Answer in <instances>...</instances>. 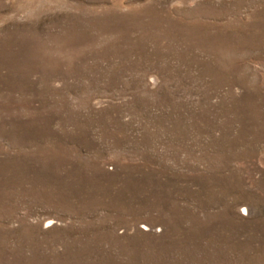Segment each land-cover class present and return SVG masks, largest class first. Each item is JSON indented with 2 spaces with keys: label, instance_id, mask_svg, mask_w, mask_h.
<instances>
[{
  "label": "rangeland",
  "instance_id": "rangeland-1",
  "mask_svg": "<svg viewBox=\"0 0 264 264\" xmlns=\"http://www.w3.org/2000/svg\"><path fill=\"white\" fill-rule=\"evenodd\" d=\"M0 264H264V0H0Z\"/></svg>",
  "mask_w": 264,
  "mask_h": 264
}]
</instances>
